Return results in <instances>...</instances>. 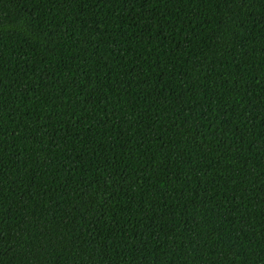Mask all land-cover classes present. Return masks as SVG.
<instances>
[{
	"label": "trees",
	"instance_id": "obj_1",
	"mask_svg": "<svg viewBox=\"0 0 264 264\" xmlns=\"http://www.w3.org/2000/svg\"><path fill=\"white\" fill-rule=\"evenodd\" d=\"M0 264H264V0H0Z\"/></svg>",
	"mask_w": 264,
	"mask_h": 264
}]
</instances>
